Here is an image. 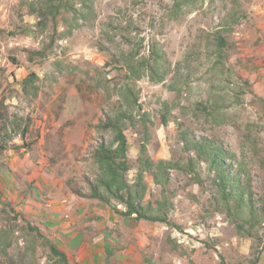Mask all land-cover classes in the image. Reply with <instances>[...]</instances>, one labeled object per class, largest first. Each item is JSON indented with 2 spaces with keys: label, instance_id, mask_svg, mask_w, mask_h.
Segmentation results:
<instances>
[{
  "label": "rangeland",
  "instance_id": "obj_1",
  "mask_svg": "<svg viewBox=\"0 0 264 264\" xmlns=\"http://www.w3.org/2000/svg\"><path fill=\"white\" fill-rule=\"evenodd\" d=\"M32 1L0 0V145L5 146L0 154V264L46 263L47 246L28 223L79 264H253L257 259L264 264V226L252 236L239 234L217 206L205 164L198 168L202 185L186 173L171 172L170 224L131 222L91 198L89 188L97 174L92 151L110 139L98 126L116 113L118 90L127 82L125 54L142 44L140 56L148 57L158 43L173 70L187 54L192 58L177 79L180 99L168 88L176 83L173 74L166 84L148 76L134 84L140 115L147 112L152 121L148 155L155 163H188L179 119L195 136L218 139L234 155L227 163L249 181L263 213L264 0H239L238 8L233 0H196L178 19L171 17L174 0H94L96 19L69 38H62L61 18L42 28L30 13ZM236 8L246 18L227 34L228 64L216 67L208 58L205 32L218 28ZM48 45L45 58L36 55L30 61V52ZM32 73L34 88L24 90L22 82ZM214 94L224 104L215 120L195 109L197 103L209 104ZM163 101L190 107L175 109L164 126ZM144 131L136 122L126 133L130 183L137 178ZM146 181V202L161 199V188L148 176Z\"/></svg>",
  "mask_w": 264,
  "mask_h": 264
},
{
  "label": "trees",
  "instance_id": "obj_2",
  "mask_svg": "<svg viewBox=\"0 0 264 264\" xmlns=\"http://www.w3.org/2000/svg\"><path fill=\"white\" fill-rule=\"evenodd\" d=\"M233 2L238 8L239 0H233ZM27 4L30 13L37 16L42 28H46L49 21L57 24L61 18L66 27L62 33V38L71 37L74 31L84 23L94 21L97 17L94 0H35ZM195 4L196 0H174L171 17L178 19L187 10L193 9ZM237 8L218 28L208 33L205 32L208 58L209 61L214 60L213 64L216 67H224L228 64L230 44L227 40V34L232 33L240 20L246 18V13ZM66 13L72 14L73 18L64 17ZM57 32L56 28L55 34ZM126 40L131 44L130 38ZM53 41L54 38L52 37L51 42ZM141 46L142 44L134 48L129 54H125L124 67L127 70V82L118 90L120 106L115 114L107 117L98 126L99 129L110 134V139L98 142L92 151L97 174L94 181L89 182L90 197L106 204L116 215L131 222L148 221L170 224V212L173 209L172 196L174 194L170 189L171 172L186 173L191 176L196 184L202 185L203 179L198 173V168L205 164L210 175V182L216 188L218 208H221V211L232 219L240 235L252 236L257 227L262 228L264 226V207L263 213H261L251 191V184L249 181L241 180L240 171H232L231 165L227 162L234 158V155L218 139L197 137L189 127H186L184 122L176 119L180 131V140L185 151L190 155L188 163L172 160H160L155 163L148 155L149 124L152 121L147 112L140 115L142 106L139 91L136 90L134 84L144 76H148L154 83L166 84L167 78L173 74L176 83L169 85L168 88L176 92L180 99L183 90L179 87L177 79L180 76V70L189 63L192 55L191 53L187 54L183 61L177 64V69L173 70L167 54L158 43L151 47L148 57L140 56ZM47 49H49V45L44 48V51L30 52V61H33L36 55L45 58ZM36 79L37 76L34 73L24 79L22 82L24 90L34 88L33 84ZM216 94L213 95L209 104L197 103L195 106L198 112L204 113L213 120L223 115L224 108L223 97ZM161 105V118L164 126L173 118L175 109L184 110L190 107L189 103L181 106V103L168 101H163ZM137 116L139 119H136ZM136 122L144 125L145 139L140 148L137 178L133 183H130L128 180V173L131 170L128 161L129 141L126 133L128 127L135 125ZM26 131L27 129H24L22 132L23 137H25ZM4 150L5 146L0 145V154ZM146 176L152 179L154 185L161 188V199L146 202L149 190ZM72 191L76 195L82 196L80 190L72 188ZM28 225L30 226L29 229L35 232L36 236L41 238L47 246L49 252L45 264H79L77 261L71 260L57 243L43 236L38 227H33L30 223ZM176 228L182 229L178 225ZM257 260L253 264H257ZM24 264L35 263L24 262Z\"/></svg>",
  "mask_w": 264,
  "mask_h": 264
}]
</instances>
